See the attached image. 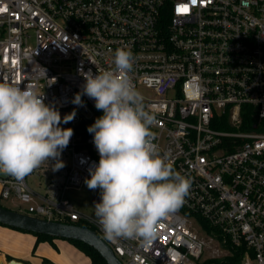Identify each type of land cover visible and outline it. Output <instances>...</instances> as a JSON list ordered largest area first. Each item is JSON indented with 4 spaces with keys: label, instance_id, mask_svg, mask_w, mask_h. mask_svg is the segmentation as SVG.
I'll list each match as a JSON object with an SVG mask.
<instances>
[{
    "label": "built area",
    "instance_id": "1",
    "mask_svg": "<svg viewBox=\"0 0 264 264\" xmlns=\"http://www.w3.org/2000/svg\"><path fill=\"white\" fill-rule=\"evenodd\" d=\"M119 48L133 54L129 76L155 116L153 143L191 182L150 247L134 238L107 240L98 218L67 196L99 163L93 134L83 144L76 134L94 118L84 74L114 69ZM0 82L33 88L60 112V126L74 130L60 157L69 161L49 196L38 202L27 176L0 173V200L48 220L85 221L123 264L236 256L233 264H264V0H0ZM77 93L82 106L73 103ZM54 163L30 175L51 174Z\"/></svg>",
    "mask_w": 264,
    "mask_h": 264
},
{
    "label": "clouds",
    "instance_id": "2",
    "mask_svg": "<svg viewBox=\"0 0 264 264\" xmlns=\"http://www.w3.org/2000/svg\"><path fill=\"white\" fill-rule=\"evenodd\" d=\"M113 63L112 70L84 74L83 94L103 113L87 128L99 163L89 168L85 183L90 190L100 189L94 209L107 240L134 238L150 247L159 222L183 205L191 182L153 143L155 116L129 76L132 52L117 49ZM73 103L82 106L81 93ZM75 115H65L63 123ZM61 122L60 112L33 88L0 82V173L22 181L45 162L55 161L53 171L63 168L60 157L74 130Z\"/></svg>",
    "mask_w": 264,
    "mask_h": 264
},
{
    "label": "water",
    "instance_id": "3",
    "mask_svg": "<svg viewBox=\"0 0 264 264\" xmlns=\"http://www.w3.org/2000/svg\"><path fill=\"white\" fill-rule=\"evenodd\" d=\"M0 223L11 228L25 230L35 234L49 235L55 238L73 239L93 247L107 264H123L111 247L94 229L73 223L48 220L35 215L10 209L0 205ZM5 264H26L11 258Z\"/></svg>",
    "mask_w": 264,
    "mask_h": 264
},
{
    "label": "crops",
    "instance_id": "4",
    "mask_svg": "<svg viewBox=\"0 0 264 264\" xmlns=\"http://www.w3.org/2000/svg\"><path fill=\"white\" fill-rule=\"evenodd\" d=\"M50 172L51 174L47 173L41 176L36 174V178L33 179V182L29 183V185L33 188V190L38 195L35 198V200L38 202L42 200V197L49 196L52 193V191H54V183H57L59 181V178H61L59 170L53 171L52 168H50ZM60 172H61V169H60ZM40 177H43V178H40ZM86 189H88V187L85 184L80 190H77V191H81L85 193ZM74 190L75 189L68 190L67 194L69 191H74ZM94 195L95 193L92 196V201H94ZM74 198L79 203L78 205L80 206V203L83 197H77L75 195ZM81 209L82 208H80V210ZM29 234L31 233L21 232L13 228L0 225V264H5V262L7 261L6 254L11 256V258L23 261L26 264H41L44 258L50 260L53 264H76L73 260L74 256H76V252H79L82 255H84L81 251H79L76 247L70 244L67 240L60 239V238L54 239L53 243L55 247L51 246L47 242H40L37 244V247L39 245H42L43 243L49 244L54 250H56L59 253L57 259H50V258L40 256V255L33 256V254L31 253L30 255L28 251L26 253L22 252L20 247L16 246L15 243H17V241L20 240L21 237L29 238L30 236ZM31 237H33L34 243H35V236L31 234ZM7 238H9L10 240H13V242L11 243L8 242ZM61 251H63L65 255L67 256L61 257L60 256V254H62ZM84 257H85L84 259L90 263L89 259L85 255ZM80 260H82L84 264H87L85 263V261H83V259H80Z\"/></svg>",
    "mask_w": 264,
    "mask_h": 264
},
{
    "label": "trees",
    "instance_id": "5",
    "mask_svg": "<svg viewBox=\"0 0 264 264\" xmlns=\"http://www.w3.org/2000/svg\"><path fill=\"white\" fill-rule=\"evenodd\" d=\"M101 115H103L102 111L97 110L96 108H94L93 109L94 118L89 120L88 122H83V123L79 124L76 127V134H78L81 137V140H82L81 143L82 144H83V141H84L85 137L89 134V132L87 131L88 126L92 125L95 122V120L98 117H100ZM245 120L247 121V123L251 124V123L256 121V118L252 117V116H246ZM224 125H222L221 127L218 126V125L217 126L220 127V128H227V125L226 126H224ZM67 127L68 126L65 125V128H67ZM258 130L264 131V119L259 122ZM81 146L82 145H80V147ZM63 222H65V223H73V224H77V225H80V226L89 227V228L93 229V227H91L88 223H86L83 220H79V221H75V222L69 221V220H64ZM202 224H203V227L205 228V230L207 232H209L210 229L206 225V222L202 220ZM0 225L6 226V225H3L1 223H0ZM6 227H8V226H6ZM13 229H15V228H13ZM15 230H18V231H21V232H25V233H31L32 235L35 236V243H34L33 251L36 248L37 244L40 243V242H47L51 246L55 247L53 241H54V239H59V238H55V237H52V236H49V235L35 234V233L28 232V231H25V230H20V229H15ZM60 239H64V238H60ZM65 240H67L70 244H72L79 251H81L89 259L91 264H107L105 262V260L101 257V255L93 247L87 245L86 243H84L82 241L73 240V239H65ZM10 259H11V256L6 254V260L8 261ZM237 259H238L237 256L234 257L233 259L229 260V261H224V262L220 261L218 259H211L210 261H205V262H202V263H199V264H233V263L237 262ZM41 264H53V263L50 260L44 258Z\"/></svg>",
    "mask_w": 264,
    "mask_h": 264
},
{
    "label": "rangeland",
    "instance_id": "6",
    "mask_svg": "<svg viewBox=\"0 0 264 264\" xmlns=\"http://www.w3.org/2000/svg\"><path fill=\"white\" fill-rule=\"evenodd\" d=\"M67 161H69V157L67 156L66 157V161H65V165L67 163ZM41 176V175H40ZM36 178V175H28L27 176V181L28 183H32L33 182V179ZM40 178H43V177H40ZM100 194V189H95V190H90L89 188L85 190V193L81 192V191H77V190H74V191H69L67 196L73 201V203L75 205H77V207L79 206L78 202L75 200L74 196L76 195L77 197H83L81 203H80V206L78 207L79 209L82 208L81 210H83L84 212H86L87 215L89 216H93V217H96L95 216V209H94V205H95V202L92 201V196L93 194ZM0 204L2 206H5L7 208H10V209H14L16 210L17 208L13 206V204L9 201V200H0ZM20 211H22L23 209H19ZM29 238H24V237H21L20 240L17 241L16 246H19L20 249L22 250V252H27L31 255V253L33 254V256H37V255H40V256H44V257H47V258H50V259H57L58 258V252L56 250H54L49 244L47 243H43L42 245H39L38 247L36 246V248L34 249L33 251V248H34V239L33 237H31V234H29ZM8 242H13V240H10L9 238H7ZM14 244V245H15ZM62 254H60L61 257L63 256H67L65 255V253L63 251H61ZM67 254V253H66ZM84 255H82L81 253L79 252H76V256H74L73 260L76 264H84L82 262V260L80 259H83V261H85V263L87 264H90L87 260L84 259Z\"/></svg>",
    "mask_w": 264,
    "mask_h": 264
},
{
    "label": "snow or ice",
    "instance_id": "7",
    "mask_svg": "<svg viewBox=\"0 0 264 264\" xmlns=\"http://www.w3.org/2000/svg\"><path fill=\"white\" fill-rule=\"evenodd\" d=\"M182 11H187V9H182Z\"/></svg>",
    "mask_w": 264,
    "mask_h": 264
}]
</instances>
